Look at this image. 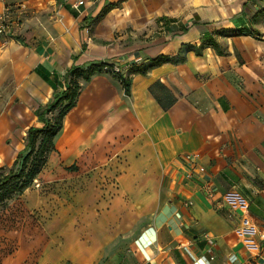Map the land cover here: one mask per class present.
<instances>
[{"label":"crops","instance_id":"0c3cea01","mask_svg":"<svg viewBox=\"0 0 264 264\" xmlns=\"http://www.w3.org/2000/svg\"><path fill=\"white\" fill-rule=\"evenodd\" d=\"M9 1L27 9L15 35L0 34V168L24 149L28 127L42 124L35 109L64 88L70 65L105 61L125 75L156 56L184 55L130 74L128 93L108 70L79 79L53 151L69 163L129 148L141 178L133 191L160 185L134 239L141 264H264V239L244 244L239 212L223 198L244 195L264 231V0ZM202 36L214 44L199 47Z\"/></svg>","mask_w":264,"mask_h":264},{"label":"rangeland","instance_id":"374dc122","mask_svg":"<svg viewBox=\"0 0 264 264\" xmlns=\"http://www.w3.org/2000/svg\"><path fill=\"white\" fill-rule=\"evenodd\" d=\"M129 150L69 163L50 151L27 185L0 198V264H141L134 239L162 193L133 191L141 178Z\"/></svg>","mask_w":264,"mask_h":264},{"label":"trees","instance_id":"16d2710c","mask_svg":"<svg viewBox=\"0 0 264 264\" xmlns=\"http://www.w3.org/2000/svg\"><path fill=\"white\" fill-rule=\"evenodd\" d=\"M108 2L94 15L93 20L102 17L111 7ZM18 39V37H16ZM205 44H214L211 36H202L199 47ZM199 52V48L196 49ZM184 55L166 56L159 55L150 60L145 66L131 67L125 75L119 72L110 71L112 66L105 61L91 62L86 66L70 65L66 68L64 78V88L61 91L54 90L49 100L42 106L35 109L37 120L40 126L31 125L26 131L24 138V149L21 150L8 171L2 173L0 170V198L13 188L27 185L43 168L47 155L54 150L53 139L62 127V121L66 113L75 105L80 83L79 79L90 80L91 76L104 67L109 68L118 77L126 93L129 92V75L134 72L145 73L150 67L159 65L165 61L177 62L184 60ZM56 111V114L53 112Z\"/></svg>","mask_w":264,"mask_h":264},{"label":"built area","instance_id":"2783aa9c","mask_svg":"<svg viewBox=\"0 0 264 264\" xmlns=\"http://www.w3.org/2000/svg\"><path fill=\"white\" fill-rule=\"evenodd\" d=\"M73 8H78L84 3V0H68ZM3 10L0 12V34H14L15 28L19 27L23 14L27 9V4L24 1L11 2L4 0ZM104 70H108L104 67ZM110 71L118 72L116 67H112ZM187 177H190L191 172H188ZM224 200L230 204L231 210L239 212L238 230L244 234L243 241L248 247H257L254 237L258 236L264 239V231L257 228V226L250 220L248 216L249 201L240 192L231 189L223 194ZM213 258V255L211 256ZM234 259V258H232Z\"/></svg>","mask_w":264,"mask_h":264}]
</instances>
